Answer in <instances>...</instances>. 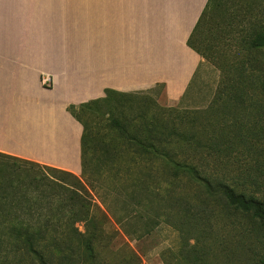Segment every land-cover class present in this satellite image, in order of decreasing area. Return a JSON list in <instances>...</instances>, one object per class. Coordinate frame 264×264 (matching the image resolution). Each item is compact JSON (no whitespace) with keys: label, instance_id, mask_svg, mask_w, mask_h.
<instances>
[{"label":"crops","instance_id":"crops-1","mask_svg":"<svg viewBox=\"0 0 264 264\" xmlns=\"http://www.w3.org/2000/svg\"><path fill=\"white\" fill-rule=\"evenodd\" d=\"M209 1L0 0V216L30 221L36 165L80 174L83 127L70 104L106 89L177 102L192 91L203 59L188 40Z\"/></svg>","mask_w":264,"mask_h":264},{"label":"trees","instance_id":"trees-1","mask_svg":"<svg viewBox=\"0 0 264 264\" xmlns=\"http://www.w3.org/2000/svg\"><path fill=\"white\" fill-rule=\"evenodd\" d=\"M213 2L210 0L206 5L188 40V46L197 53L190 42ZM245 37L248 51L264 52V27L252 29ZM238 67L236 70L241 69V73L237 72L232 78L224 76L219 84L222 89L217 97L219 108L227 109L241 103L245 90L252 85L243 74V65ZM145 93L106 89L102 98L67 107L83 127L80 174L36 165L50 174V177L41 174L35 178L36 202L35 206L31 203V211L36 218L32 217L29 222L15 218L0 223V264H142L140 255L126 244L117 250L110 248L112 233L106 231L111 219L125 236L141 240L168 216L155 209L165 200L157 192L160 190L131 176L132 169L139 165H159L167 186H175L178 179H184L195 185L204 198L218 200L225 211L246 219L249 227L244 232L252 229L245 239L236 241L239 251L233 255L239 259L234 258L237 264H264V256L258 257L254 252L257 244L246 241L248 238L264 241V198L239 191L205 170L210 164L207 157L221 153L227 141L223 126L217 128L214 137L212 130L210 134L211 124H198L199 116L188 118L180 114L171 118L175 111L172 108H155L154 112L137 115L120 111L111 116L112 112H107V122L103 130L101 128L103 138L98 141L96 150L99 156H90L94 139L76 111H99L110 104L124 106L144 99ZM207 112L198 113L205 115ZM241 145L231 143L235 148ZM31 183L33 188V179ZM89 191L99 193L96 195L100 206ZM180 203L178 198L165 200L170 212L176 211V207L182 205ZM147 207L153 210V216L146 214ZM77 223L83 224V231L76 227ZM207 231L211 237L214 235L210 226ZM107 251L113 254L110 260ZM208 253L207 249L189 252L181 248L179 258L183 264H209Z\"/></svg>","mask_w":264,"mask_h":264},{"label":"rangeland","instance_id":"rangeland-1","mask_svg":"<svg viewBox=\"0 0 264 264\" xmlns=\"http://www.w3.org/2000/svg\"><path fill=\"white\" fill-rule=\"evenodd\" d=\"M210 6L203 24L190 42L202 57L203 68L198 69L199 73L192 84V91L190 90L181 101L169 100L161 90H156L145 93L144 99L131 104L124 106L110 104L99 111L95 110L96 112L78 110L76 113L89 127L93 136L94 141L91 142L89 152L91 157L99 156L96 150L100 143L98 141L103 138L101 128L103 130L107 122V112H112L111 116H116L120 111L128 115H137L146 111L154 112L155 108H172L175 111L171 113V118L180 114L187 115L188 118L199 116L198 124L203 122L211 124L210 134L212 130L214 137L217 128L223 126L224 133L226 132L224 138L227 141L222 146L221 153L207 157L210 164L205 169L206 172L224 179L239 191L264 198V89H262L264 52L248 51L245 40V36L252 29L264 27V0H214ZM83 35L84 39L85 36L91 38L92 33L86 31ZM80 36L81 32L79 41L83 42ZM76 38L77 34H71L70 39L68 36L66 38L72 50H75L77 46ZM240 64L245 68L243 74L248 76L247 81L252 85L245 90L241 103L230 105L227 109L219 108L217 97L222 93L219 84L224 76L232 78L237 72L241 73V69L236 70ZM40 85L43 88L52 89L54 86L52 75L41 74ZM203 111L208 112L200 115L199 113ZM233 142L242 145L235 148L231 146ZM33 171L31 167L30 183L33 179ZM35 173L36 176L44 174L50 177L47 171L37 166ZM131 176L144 180L146 184L151 185V188L160 190L157 192L161 198L165 200L178 198L182 205L171 212L165 206V200L157 205L155 209L168 216L163 217L159 226L141 240L125 236L120 227L109 219L106 231L112 233L110 248L117 250L126 244L140 255L142 264H183L179 258L181 248L189 252L207 249L209 264H237L234 257L238 259L239 257L233 255L239 251V244L236 241L245 239L244 237L252 229L244 232V229L249 227L246 219L225 211L218 200L211 201L204 198L195 185L185 182L184 179H178L175 186H167L165 174L159 165H139L132 169ZM24 181L28 182L27 179L21 182L24 183ZM88 190H90L89 187ZM96 194L99 193L90 192L94 201L100 206ZM145 212L150 216L154 215L150 207H147ZM13 217L14 215L11 214L5 217L0 216V223L11 221ZM32 217L36 218L31 211L22 219L30 220ZM207 226H210V230H214L212 237L207 231ZM76 227L83 231L82 223H77ZM246 241L248 244H257L254 252L258 257L264 256L262 238L251 240L248 238ZM109 251L107 256L110 260L113 254ZM229 257L230 260H228Z\"/></svg>","mask_w":264,"mask_h":264}]
</instances>
